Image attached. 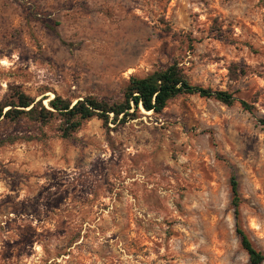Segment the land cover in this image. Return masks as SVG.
Here are the masks:
<instances>
[{"label": "rangeland", "instance_id": "1", "mask_svg": "<svg viewBox=\"0 0 264 264\" xmlns=\"http://www.w3.org/2000/svg\"><path fill=\"white\" fill-rule=\"evenodd\" d=\"M173 62L235 105L181 96L69 141L0 122V264H250L232 175L264 253V0H0V101L116 99Z\"/></svg>", "mask_w": 264, "mask_h": 264}, {"label": "trees", "instance_id": "2", "mask_svg": "<svg viewBox=\"0 0 264 264\" xmlns=\"http://www.w3.org/2000/svg\"><path fill=\"white\" fill-rule=\"evenodd\" d=\"M237 69L236 65L230 68L229 74L233 80L238 76ZM241 72L244 73V70L241 69ZM186 95L212 98L227 107H232L236 103L232 93L193 85L179 63L173 62L168 67L155 70L145 77L132 76L120 97L116 99L88 95L72 102L55 94L45 105L44 99L37 101L14 86L0 101V122L15 123L25 119L40 126L55 123L59 136L69 141L93 119L100 120L107 129L109 124L123 126L136 119L141 110L161 114L172 100ZM241 106L246 111L251 109V106L243 101ZM260 123L264 126V119H261ZM230 188L235 232L240 245L246 252L250 264H264V253L253 245L241 226L239 183L234 175L230 178Z\"/></svg>", "mask_w": 264, "mask_h": 264}]
</instances>
